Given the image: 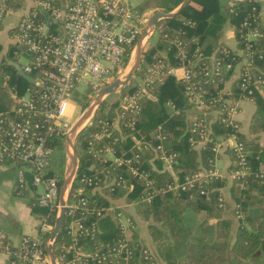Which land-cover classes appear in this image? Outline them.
<instances>
[{"label":"built area","instance_id":"built-area-1","mask_svg":"<svg viewBox=\"0 0 264 264\" xmlns=\"http://www.w3.org/2000/svg\"><path fill=\"white\" fill-rule=\"evenodd\" d=\"M127 1L25 0V3L17 7L20 11H12L14 7L8 5L6 0H0V25L6 16L17 15V20L9 33L11 47L5 59L15 60L12 56L20 51L29 55V62L25 65L18 64L34 79L30 81L21 76L20 78L26 82H23L20 89L12 83L11 72H2V63L0 65L3 85L7 88L8 95L12 97L9 105L0 102V166L16 167L17 193H22L27 188L29 171L37 203L55 212V218L60 207L59 179L63 172L52 170L51 155L56 145L51 143L50 138L57 135L64 139L71 128L73 122L68 121L65 116L70 110L69 97L80 81L88 84L96 93L128 64L149 13L146 10L138 12L139 10L133 9ZM254 1H261L262 6L254 5L255 11L251 17L243 18L241 22L243 31L240 34L242 43L239 44L236 38L234 26L226 23L230 27L228 35L233 37L235 45H229L223 39L222 33L223 45L219 51L224 56H219L215 50L208 56L209 61L202 66L205 83L217 80L218 76L222 79L224 73L229 75L221 88L223 93L228 94L223 100L222 108L211 109L210 104L204 100L205 88L202 84L191 81L195 71L190 66L186 64L166 66L167 63L161 62L147 68L145 75L137 81V89L120 97V112L112 120L99 119L104 125V131L117 127L121 118H129L124 124L133 128L135 123L133 115L140 109V97L150 95L147 87L155 80L161 79L166 72L175 76L174 68L182 67L183 73L177 78L186 82L185 94L189 101L197 107H203V113H209L210 120L217 116L221 121L232 124L234 130L225 137L213 140L211 148L216 156L227 143L235 156V167L231 171V176L243 177L248 172L249 151L237 135L241 131V125L234 113L239 109L240 100L251 99L246 95L233 97L231 85L227 88L226 82L231 80L232 83L235 78L240 77L241 85L247 89V94L256 89L264 95V50L256 53L253 47L254 41L260 35L257 20L264 21V0ZM155 31L154 28L151 33ZM175 44L178 54L185 57L181 42L178 40ZM128 52L129 60L124 64ZM230 52L233 55H230ZM254 54L257 57H254ZM256 58L262 62L258 64ZM204 120L203 117L192 116L193 128L201 126L199 138L194 141L196 147L212 140L209 137V126L203 123ZM92 121L91 116L81 128ZM156 137L162 139L163 136L157 133ZM147 147L146 142L134 139L130 156L116 155L110 146H106L105 149L114 162L129 165L135 175L145 178L147 172L139 168L138 163L141 152ZM154 151V157L171 166L176 156L174 151L165 150L160 142L154 146ZM214 159L215 157L210 159L211 166L187 174L182 180L174 178L167 184V189L180 191L194 186L197 182H208L214 177L222 176L220 169L214 165ZM75 181L79 183L78 185H93V189L102 190L96 176L82 174L76 178L75 175L72 182ZM114 184L128 188L126 179L121 176L107 177L105 186L113 189ZM200 187V192L204 193L205 189L201 184ZM81 189L82 187H76L74 190L70 188L67 194L65 211L71 217L67 225L71 242L68 244L62 242L59 245L57 264H90L94 261L99 264H141L140 256H150L149 248L140 247L136 255L134 246L128 242L126 232L132 222L122 210L117 211L115 217L119 221L123 236L112 245L85 248L79 237H93L98 227L95 222L87 223L81 217H75L74 209L81 208L80 214L84 216L92 212L100 215L102 210H94L92 206H88V199L84 195L77 196ZM150 197L149 191L142 199L149 200ZM222 198L220 196V199ZM36 217L39 233L24 234L17 244L12 243L6 232L0 229V252L5 255L0 264H50L44 241L45 235L51 232L54 224L50 221L48 213H37Z\"/></svg>","mask_w":264,"mask_h":264},{"label":"trees","instance_id":"trees-1","mask_svg":"<svg viewBox=\"0 0 264 264\" xmlns=\"http://www.w3.org/2000/svg\"><path fill=\"white\" fill-rule=\"evenodd\" d=\"M20 1L6 0L12 7L18 6ZM180 1L164 0L161 5L155 4V7L170 10ZM224 1L225 3L221 0H189L176 15L158 20L155 25L156 40L145 46L140 64L135 70L139 78L145 75L149 66L157 63H167L166 66L186 64L195 71L191 81L198 82L205 88L203 98L210 104L211 109L222 108L223 100L228 97V94L223 93L221 88L229 75L224 73L222 79L218 76L217 80H209L205 83L202 66L209 61L208 56L215 50L219 56H224L219 51L223 45L221 36L224 25L229 22L234 26L236 38L240 44L242 43L240 34L243 31L241 25L243 18L251 17L255 11L254 5L262 6L261 1L254 0ZM257 26L260 35L254 41L253 47L256 53H260L264 50V21L257 20ZM178 40L184 47L185 57L178 54L175 44ZM8 53L9 51L4 55L5 58L8 57ZM230 55H233L232 52ZM254 57H257L256 54ZM128 60L129 52L126 53L124 64ZM256 60L258 64L262 62L258 58ZM3 66L10 69L12 83L21 89L23 82L26 81L18 76L17 68L6 59L2 62V68ZM241 82L240 77L232 81L231 94L235 98L246 95L255 105L249 120L248 131L250 133L264 131V95L256 89L247 94V89L242 87ZM185 85L186 82L181 78L166 72L161 79L155 80L147 87L150 95L140 97V109L133 115L135 120L133 128L124 124L129 118H121L117 127L104 131V125L99 122V119L112 120L120 112V97L138 88L137 81L127 84L122 87L123 90L117 102L108 104L103 99L92 116V123L81 128L77 133L76 178L82 174L93 175L102 185L100 191V189H93V185H78L77 181L71 184V190L82 187L77 196L84 195L88 199V206H92L94 210H102L100 215L92 212L84 216L80 214L81 208L74 209L75 217H81L87 223L95 222L98 227L93 237H79L80 243L85 248L94 249L97 246L112 245L123 236L115 214L119 210L126 213L127 211L125 207H119L114 199L121 198L125 194L127 199L136 200L135 211L139 218L147 221L148 233L158 254L167 264H228L229 251L242 259L250 258L256 251H260L258 258L264 261V174L260 170L264 148L261 145L249 141L242 131L237 133L249 151L248 172L241 178H233L230 184V193L235 201L233 214L235 216L239 214L238 225L231 242L229 237L233 220L224 216L227 202L223 198L220 199L221 187L226 184L225 176L214 177L208 182H197L194 186L180 191H173L166 187L174 178L182 180L187 174L211 166L210 159L215 157L211 148L213 140L225 137L234 130L232 124L221 121L217 116L210 120V114H204L203 107H197L189 101L185 94ZM11 101L12 97L8 95L5 85L0 86V102L9 105ZM88 101L89 97L86 95L83 108L87 106ZM195 115L205 119L203 123L209 126V137L212 138L210 142L199 147L195 146L194 141L199 138L201 126L193 128L192 116ZM157 133L163 136L162 139L156 137ZM134 139L148 144V147L141 152L138 163L139 168L147 172L145 178L135 175L129 165L114 162L105 149L106 146H110L116 155L130 156ZM50 141L56 146L64 147L61 136L54 135ZM158 142L165 150L176 153L171 163L173 173L164 167L161 160L154 157V146ZM228 151L232 158L230 168L233 169L235 167L234 151L231 148ZM111 176L116 178L121 176L126 179L128 188L116 184L113 189L105 186L107 177ZM27 178L29 182L27 188L17 194L31 195L32 212L48 213L50 221L54 224L55 212L40 206L34 197L29 171H27ZM62 182L63 175H60V186ZM200 184L205 189L204 193L200 192ZM149 191L150 199L143 200L142 197ZM108 206L112 208L107 209ZM191 210L196 214L198 221L195 228L186 221V216ZM127 215L132 217V223L129 226L132 234L128 242L134 246L137 255L139 247L143 249L148 246L134 230L133 226L136 224L134 215ZM70 218L65 211L63 227L53 242L56 256L59 254V245L62 242L66 244L71 242L70 235L67 233ZM210 218L216 221L206 224ZM194 231H197V235L193 234ZM149 251L150 256H140V263L159 264L155 254L151 249ZM90 264L99 263L94 261Z\"/></svg>","mask_w":264,"mask_h":264},{"label":"crops","instance_id":"crops-1","mask_svg":"<svg viewBox=\"0 0 264 264\" xmlns=\"http://www.w3.org/2000/svg\"><path fill=\"white\" fill-rule=\"evenodd\" d=\"M25 0H21L19 3H25ZM19 4V5H20ZM18 5V6H19ZM14 7L12 11H20L17 7ZM17 20V15L11 14L6 16L2 24L0 25V63L5 59L4 55L9 51L11 47V41H9V33L11 27ZM230 30L229 25L224 26L223 39L231 46L235 45L233 37L228 35ZM227 34V35H226ZM9 54V53H8ZM9 59H6V61ZM183 73L182 67H175L174 74L180 77ZM231 80L226 82V87L229 88ZM255 109L254 103L249 99H242L239 101V110L237 119L241 125V131L245 134L249 141L256 142L264 148V131L256 133H250L248 131V125L250 117ZM199 147V145H197ZM65 148V147H64ZM229 146L227 143L222 146L221 152L216 157V165L220 167V172L226 178V184L221 187L223 200L227 202V208L224 216L229 217L233 220V225L230 231L229 241L231 242L234 238V233L238 225V220L233 214L235 201L230 193V184L232 182L231 168L232 164L231 153L228 151ZM263 158L260 164V170L264 174V150ZM15 166H0V229L4 230L14 244H17L24 234H37L38 220L36 214L32 212L30 199L31 195L20 196L16 192V169L11 172V169ZM171 173H173L171 166L167 167ZM119 199V198H118ZM116 201V199H114ZM188 224L192 227H197V218L195 213L191 210L188 214ZM193 217V218H191ZM192 219V220H191ZM216 219L210 218L206 224L214 223ZM144 232L139 237L145 242V244L155 254L159 264H167L166 261L160 257L151 236L146 231L145 226L143 227ZM195 230V229H194ZM197 235V231L193 232ZM193 238V236H191ZM260 251H256L250 258L242 259L234 255L229 251V263L228 264H264V261H260L258 258ZM5 259V255L0 252V261Z\"/></svg>","mask_w":264,"mask_h":264},{"label":"water","instance_id":"water-1","mask_svg":"<svg viewBox=\"0 0 264 264\" xmlns=\"http://www.w3.org/2000/svg\"><path fill=\"white\" fill-rule=\"evenodd\" d=\"M189 0H181L179 4L173 7L170 10L164 9H155L153 10L149 16L147 17L141 34L136 42L135 50H134V57L132 62L127 66L126 71L123 73L122 76H116L114 79L103 85L98 91L94 94L93 99L89 104L85 107L79 117L73 122L71 128L69 129L68 133L64 138V147L66 148V153L69 156V163L66 165L64 172H63V182L60 186L59 190V203L60 207L58 210V215L55 218V222L51 232L45 238L44 241V248L49 255L50 264H57L58 258L53 250V242L55 236L63 227L64 224V216H65V201L67 199L68 191L71 188V184L73 178L75 176V171L77 168V152L75 149V140L76 135L81 129L82 124L91 116H93L96 108L98 107L99 103L107 96L110 92L115 90L118 86L123 85L127 82L129 77L135 72L136 68L139 66L142 53L148 41V38L151 34V31L155 28L156 22L161 18L165 17H172L176 15L182 8L185 6ZM8 63L12 64L14 67L17 68L18 76H23L30 81L34 79L27 73H25L22 68L19 67V64L15 60H7ZM1 65V63H0ZM4 84V80L0 74V86Z\"/></svg>","mask_w":264,"mask_h":264},{"label":"rangeland","instance_id":"rangeland-1","mask_svg":"<svg viewBox=\"0 0 264 264\" xmlns=\"http://www.w3.org/2000/svg\"><path fill=\"white\" fill-rule=\"evenodd\" d=\"M164 0H128L127 3L128 5H130L133 9H136V10H139L138 12H142L144 10H146L149 14L155 10V9H159L158 7L156 8L155 7V4H162ZM222 2L225 3L224 0H221ZM227 2V0H226ZM225 27L227 26V24L224 25ZM156 37H157V33L156 31L153 33L150 34L149 38H148V41L146 43V45L148 43H153L155 42L156 40ZM145 49V48H144ZM15 60L18 61V63L20 65H25L27 62H29L30 60V57L29 55H26L24 54L22 51H20L17 55H14L12 56ZM133 57H134V53L133 55L131 56L127 66L132 62L133 60ZM11 68V67H9ZM12 69V68H11ZM6 70H9L6 66H3L2 68V72H5ZM126 71V67L124 69H122L121 72L117 73L114 75V77L116 76H122L123 73ZM11 72V71H10ZM136 72V71H135ZM133 73L129 79L127 80L126 83H124L123 85L121 86H118L115 90H113L112 92H110L107 96L104 97V99L106 100V102L109 104V103H113V102H117L118 101V97L120 95V92L123 90V86L125 85H129L131 84L132 82H136V81H139V75H137L136 73ZM113 77V78H114ZM112 78V79H113ZM111 79V80H112ZM110 80V81H111ZM94 90L91 89V87H89L88 84L84 83L83 81H80L78 84H77V87L74 91V93L69 97V103H70V110L69 112L66 114L65 118L70 121V122H74L78 117L79 115L82 113V111L85 109L83 108V101L85 99V96L88 95L89 97V101H88V104L89 102H91V100L93 99L94 97ZM87 104V105H88ZM99 106V105H98ZM83 108V109H82ZM98 108V107H97ZM96 108V109H97ZM239 110V109H238ZM238 110L234 113V116L237 117L238 115ZM87 123V120L85 122V124ZM83 126V124H82ZM81 126V127H82ZM64 140V139H63ZM222 149V148H221ZM221 152V150L219 151V153ZM218 153V154H219ZM218 154L215 156V159H214V165L220 169V167H218L216 165V157L218 156ZM51 158H52V170H57L59 172H64V169L66 167V165L69 163V156L68 154L66 153V148L62 147V146H55L54 148V151L51 155ZM154 159V158H153ZM159 159V158H158ZM161 160V159H159ZM162 161V160H161ZM151 162H152V159H151ZM163 162V161H162ZM163 165L164 167H169V164H167L166 162H163ZM153 166H154V163H153ZM16 167L15 168H12L11 169V172L14 173ZM221 170V169H220ZM219 170V171H220ZM231 171L233 169H230ZM40 189H42V187H39ZM105 189V187H104ZM106 190V189H105ZM117 205L119 207H125V210L127 211V213L125 211H122L124 213L125 216L129 217L132 221V217H130L129 215L127 214H130V215H134L135 219H136V224L133 226L134 227V230L137 232V236L139 237L140 235L142 236V233L144 232L143 230V227L145 226V229L146 231L148 230L147 229V221L145 219H142L141 217L139 218L136 211H135V206L137 204L136 200H131V199H127V197L125 196V194L123 196H121V198L119 199H116V202ZM234 207H235V204H234ZM235 216V215H234ZM187 218V222L189 220V217L188 215L186 216ZM195 217H196V214H195ZM193 218V217H191ZM235 218L237 219V216H235ZM192 220V219H191ZM124 221V220H123ZM198 222V221H197ZM37 230H38V224H37ZM148 232V231H147ZM38 233H39V230H38ZM37 233V234H38ZM127 236L129 238H131V228H129L126 232ZM34 235V234H33ZM36 235V234H35ZM149 248V247H148Z\"/></svg>","mask_w":264,"mask_h":264}]
</instances>
